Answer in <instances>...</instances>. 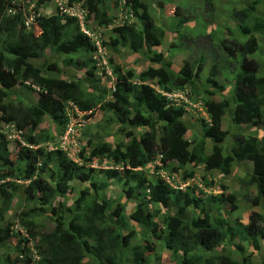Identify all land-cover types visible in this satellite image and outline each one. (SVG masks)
Masks as SVG:
<instances>
[{
    "label": "trees",
    "instance_id": "16d2710c",
    "mask_svg": "<svg viewBox=\"0 0 264 264\" xmlns=\"http://www.w3.org/2000/svg\"><path fill=\"white\" fill-rule=\"evenodd\" d=\"M82 1L69 0V4ZM121 1L141 22L142 28H137L135 23L116 26L114 31L118 37L112 39L114 47L118 50L119 46H125L133 54L143 53L144 61L160 64V67H150L137 74L110 60L115 82L109 92L97 77L96 45L81 31L75 17L57 14L38 18L34 29L28 30L17 17L7 16L10 0H0V108H8V116L2 119L15 122L20 132L27 128L37 130L45 118L64 128L68 117L58 101L72 102L83 112L100 109L108 117V126L116 129L114 138L119 139L116 145L105 140L89 143V154L86 156L82 151L78 161L58 148L50 151L43 147L32 148L49 139L42 134L25 133L27 144L19 145L15 155L8 140H0V179L20 175L22 180L28 181L25 186L15 184L13 188L8 187L11 181L0 184V197L8 207L20 192L23 201L32 205L30 211L20 218L27 237L12 232V225L5 223L8 208L0 210V249L8 252L6 260L9 262L14 249L11 244L17 237L21 244H26L24 249L19 245L22 258L20 253L16 259H11L18 264H152L155 237L173 254H179L181 264H255L252 261L254 251L262 249L264 240L262 213L252 212L247 225L240 219L230 222L221 204L227 202L229 207L240 203L235 196H209L203 190L197 194L198 187L183 189L180 185L173 186L163 176L154 179L138 169L155 165L158 170L171 164L168 168L175 172L187 165H204L206 172L230 175L234 164L250 162L252 167L247 179L239 182L244 180L247 186L256 189L255 192L244 190L241 200L264 208V138L238 130L241 126L264 128V76L259 75L262 62L248 57V54L257 52L259 43L255 37L241 42L234 36L237 31L245 36L260 31L264 37V19L257 14L261 0L241 10H232L240 21L239 29L231 28L228 23H225L224 30L217 29L224 35L223 40L215 44L223 48L226 55L220 61L222 70L234 76L232 94L237 100L233 113H230L229 98L222 101L213 98L216 94L223 95L226 90L217 79L220 74L218 65L212 67L206 85H203L198 80L204 70V58L192 63L186 61L184 67L175 72L170 62L164 59V53L156 49L167 34L164 25L153 16L149 0H84L83 5L96 17L99 25L105 26L112 23L111 12ZM188 1L181 2L180 8H188ZM220 2L198 0L194 4L202 10H209L206 12L211 15L219 10ZM158 13L160 18L164 17L162 11ZM221 15L222 6L215 18ZM178 17L180 25L187 19L182 14ZM203 18L199 15L195 20H189L201 25ZM175 20L176 15L168 17L167 23L173 25ZM47 50L58 57L65 52V66L79 68L85 72V77L59 76L60 66L45 55ZM237 56L240 57L239 63ZM40 60H43L41 65ZM108 67L107 63L106 69ZM19 80L30 82V87H38L40 97L35 105L24 109H15L13 104L5 105L8 91ZM154 86L169 93L174 90L188 92L190 101L201 103V109L205 108L207 113L202 130L204 137L189 138L190 125L184 118L192 104L175 105L174 99ZM188 87L190 91L186 89ZM98 89L103 90L102 95H92ZM201 92L204 93L202 100ZM225 115L229 116L228 129L223 128ZM144 127L148 130L138 133ZM209 144L211 153L207 154ZM95 159L113 163L112 168L101 169L106 181L96 177L92 168H87ZM175 161L179 164L175 165ZM158 173L154 171V174ZM195 176L194 170H183L181 180ZM74 181L88 183L79 191L74 207L64 201L54 205L57 197L64 198L70 193V184ZM110 184H120L127 199L137 201L129 218L143 230L140 241H135L134 231L127 225L129 219L124 204L127 200L124 203L114 201L115 206L109 211L105 192ZM213 203L219 204L216 221ZM151 204L167 210L176 208L177 212H166L160 227L151 214ZM191 209L197 211V216H190ZM38 214L51 216L55 229L40 233V225L35 221ZM124 228L128 234L122 231ZM37 237L39 242L34 250L39 259L35 261L26 252L30 249L31 238ZM249 243L253 245V252L245 250ZM230 244H234L232 252L238 253L236 258L214 253L219 247L227 248ZM155 264L165 263L157 259ZM260 264H264V256Z\"/></svg>",
    "mask_w": 264,
    "mask_h": 264
},
{
    "label": "rangeland",
    "instance_id": "374dc122",
    "mask_svg": "<svg viewBox=\"0 0 264 264\" xmlns=\"http://www.w3.org/2000/svg\"><path fill=\"white\" fill-rule=\"evenodd\" d=\"M178 0H149L148 3H150L153 7L152 14L154 17L158 18L162 25H164V29L166 31V34H169V38L165 39V41L162 43V45L158 48L161 49L165 53V56L167 57V60H170L177 65L181 62V60L185 59L186 61L192 63L196 61V59L199 58H206V65L208 66V69L204 72L202 75V79H207L208 75L212 69V67L216 64L218 65V69L220 71V74L218 75L217 79L222 81L224 76L222 65L220 64V61L226 58V55L224 53V49L220 46H217V39L221 40V37L217 34V31L214 29H211L209 33L202 34L201 30L198 29V32L194 35L188 34L187 32H181L177 31L178 29H181L182 26L179 24V20L173 21V25H169L167 23V18H172V16L176 15L178 12V6H177ZM206 0H203V2ZM241 0H236L235 2H231L232 10L235 9V5L239 4ZM248 4H252V0H246ZM200 8V7H198ZM227 8H230V5L227 6ZM162 11V14H164L163 18H160L158 11ZM205 11V10H204ZM64 15V16H76L77 21L80 24L81 31L89 36L92 41L95 43L99 42L100 46L102 47V51H99L98 46H96L95 55L97 56L96 59V71H97V77L99 80H101L102 87H105L109 92L114 86L115 82V76L113 73V66L110 65V60H113L114 64L122 66L124 70L132 69L137 74L140 71H143L148 68V65L145 64V61L142 57H137L133 52L130 51V48L125 46H119L118 50L114 47L113 38L118 37L117 34L114 31V28L119 25H123L125 23H135L137 28H142L141 22L133 17V13L130 9L125 7L124 1L119 2L118 6L114 8L111 12V16L113 18L112 23L109 25L101 26L98 23V20L95 16L91 15L87 11V7H84L83 2L79 3H73L69 4V0H10V4L8 5L7 9V16L11 17H17V20L24 25L28 30H33L35 27V24L37 23L38 18L43 17H50L53 15ZM81 15L82 18H78V16ZM234 14H231V17H234ZM236 17V16H235ZM20 25H18V28H20ZM38 32V30H37ZM172 40L175 42L173 43ZM114 49L115 51H112ZM45 55L49 57L52 60H55L58 62L60 66V71L58 73L59 76H65L67 74L69 77H79L84 78L85 72L80 70L77 67H66L64 59L66 58V53L63 52L59 57L52 54L50 50H47L45 52ZM31 62H35V60H31ZM43 63V60H40L39 65ZM109 65V67L106 69V65ZM176 70H179L177 66H174ZM226 81V78H225ZM33 87V88H32ZM157 90L162 91V89L159 86H154ZM198 88V87H197ZM189 90V88H188ZM89 91H91L89 89ZM103 90H96L95 92H92V95L98 96L102 95ZM190 91V90H189ZM178 90L172 91L173 97H178ZM204 93L201 92L199 95H201V100L204 99ZM39 89L36 86L30 87V82H25L22 80H19V82L14 85L10 90L8 91V97L5 100V105L7 104H13V107L15 109H24L27 108L29 105H35L39 101ZM214 100H216L215 97H213ZM218 100L219 97H217ZM172 103V101H170ZM174 103V102H173ZM59 107L65 110L68 122L64 128L58 127L50 118H45L40 128L37 130H33L30 128H27L26 131L20 132L17 129V124L15 122H7L2 119V117L8 116V108H0V140L7 139L9 142V146L11 148L12 154L15 155L18 152L19 145H26L27 142L25 140V133H29V135H35L38 136L39 134H42L44 138H49L47 141L43 142L39 146H32V148L37 149L38 147H43L47 151L54 150V149H60L62 150L69 158H72L74 160H79V154H81L82 151L86 154V156L89 154L91 148L89 147V143L97 144L100 143V140H105L106 142L113 143L116 145L119 142V139L114 138V133L116 129L112 128L113 126L109 127L107 124L108 117L105 115V113H102L100 109H97L96 111L92 112H83L77 106L72 102H60L58 101ZM190 106L188 108L186 117L190 114L191 122L194 123L191 124V127L193 130L188 133L190 139H196L200 138V136L197 133H202L203 125L207 122L206 120V111L205 108L203 110H200V108H193L191 110ZM99 108V107H97ZM206 113V114H205ZM228 122V119L227 121ZM31 130V131H30ZM148 130L147 127H144L139 130L138 133H144V131ZM196 132V133H195ZM70 133V134H68ZM194 135V136H193ZM91 141V142H89ZM82 163V162H81ZM174 164H179L178 161L173 162ZM153 165V164H151ZM155 165H153L151 168H141L138 170L146 171L148 175H151L152 178L157 179V176H166L167 180L168 177L170 179V182L173 184V186H179V180L175 178L174 173H177L169 169L168 167L171 166L169 164L168 166H164L163 169L155 170ZM57 166L55 165V168ZM113 163H110L109 160H98L95 159L92 163H88L87 168H92L94 170V175L96 177L103 179V181H106L104 179L103 174L101 173V169H107L112 168ZM154 167V168H153ZM190 169L194 170L196 174L200 177H205L206 169L203 165L201 167H191ZM1 170V167H0ZM162 170V171H161ZM6 171V170H3ZM154 171L158 174H154ZM180 175V173H177ZM182 176V173L181 175ZM212 177H215V173H211ZM150 177V178H151ZM247 179V178H245ZM6 181H11L10 185L8 187H12L15 184H18L20 186H25L28 184V181L22 180L20 175H17L16 178H10V179H0V184H3ZM109 183V182H108ZM246 185L245 181L238 183L237 188L240 187V185ZM206 187H208V183H206ZM71 191L68 193L64 198L59 196L54 200V205H58L60 202L64 201L68 205H70L72 208L74 207V200L79 194V191L83 188L88 186V183H80L77 181H74L70 184ZM247 186V185H246ZM176 189V188H175ZM247 190L251 191L250 188H246ZM252 192V191H251ZM244 193V191H243ZM243 193L241 195V199L243 196ZM143 196V195H142ZM105 198L107 202L110 205L109 211H111L114 208V201H120L122 203L127 200V203L125 204V214L127 216V225L129 226V230L134 231V238L135 241H140L142 236V228L137 225L132 219L129 218V215L133 211L135 205L137 204L136 200L127 199L125 196V193L123 191V188L120 184H110L108 186V189L105 192ZM238 199V198H237ZM239 200V202H242V200ZM244 201V200H243ZM218 203H213L212 208H214V221H216V208L218 207ZM8 208V212L5 214V223H10L12 225V232L18 234L19 236H25L27 237V232L23 229V227L20 224V218L23 214L28 213L30 209L32 208V205H27L20 194V192L17 194V196L14 198V200L10 203L8 207H6V204L3 202L2 198L0 197V210ZM150 208L152 211L151 214L154 216V219L158 221L157 223L162 227V216L166 212L168 213H176V208H171L169 210L164 209L163 207L156 206L154 204L150 205ZM230 208V207H229ZM231 209V208H230ZM192 214L190 215L195 216V210L191 211ZM243 214V212H242ZM226 216L230 222L235 221L236 219H240L242 222L241 216L239 213H234L232 210H227ZM189 217V216H188ZM190 218V217H189ZM35 221L40 225V233L50 232L55 229V222L51 216L48 214H38L35 217ZM245 223V222H244ZM122 231L125 234H128V231L122 229ZM153 240L156 243V249L155 254L151 258L152 264H155L157 262V259H162L165 264H181L179 259V254L175 255L172 251L168 250L164 243L155 237H153ZM39 242V237L36 239L30 240L29 243V250L26 252L27 255L31 256L32 259L37 261L38 255L35 252V246ZM21 243L19 242V239L16 237V241L11 244L14 249L11 251V258L10 261L7 262V256H9L8 252H6L4 249H0V264H18L15 261L11 259H16L18 257V254L21 253L20 257L22 258V252H20L19 245ZM21 249L26 247L25 242H22ZM251 245V244H250ZM227 246V245H226ZM245 246V250H246ZM234 248V244H230L227 248H224L223 246L219 247L214 253L215 254H227L229 256L233 255L235 257L238 256V253L232 252V249ZM262 253L264 254V242L262 244ZM177 256V257H176ZM256 261H259V259L256 257ZM242 260V259H241Z\"/></svg>",
    "mask_w": 264,
    "mask_h": 264
},
{
    "label": "crops",
    "instance_id": "0c3cea01",
    "mask_svg": "<svg viewBox=\"0 0 264 264\" xmlns=\"http://www.w3.org/2000/svg\"><path fill=\"white\" fill-rule=\"evenodd\" d=\"M187 1L188 0H178L177 1V6H178L179 11L176 13V18L178 20H181L178 17L181 14L186 16V18H187L185 21L182 20V25H180L182 27H181V29H178L177 31H180V30H181V32L185 31L188 34L195 36V34L198 32V29L201 30L202 34L209 33V31L211 29H214L217 31V29L220 28V30H224L225 29V23H228L231 26V28H233L235 30L239 29L240 21H239L238 17H235V16L231 17V14H233V13H231V8H232L231 2H235L236 0H221V2L219 3V10H220V7L222 6V15L219 18H215V15L217 14V12L219 10H216L211 15H208V13L206 11H209V10L206 9L204 11L201 8H198V5L194 4V1H198V0H189L188 2H190V4L188 5V8H186V9L180 8L179 4L181 2H187ZM254 1H256V0H254ZM263 2H264V0H261V3H259L257 5V14L264 19ZM249 4L246 0H241L239 4L235 5V9L241 10L245 7H248ZM228 5H230L229 9L227 8ZM199 15H202L204 17L202 20L203 23H201V25L196 24L194 21H192V20H195L196 17ZM189 19H192V20H189ZM253 33H254L253 37L259 38L260 47L256 53L249 55V57L255 58V59L260 60L262 62L261 72L259 73V75L264 76V37H263L261 32H253ZM217 34L221 37V40L217 39V42L220 43L223 40L224 35L222 33H219V32H217ZM168 36H169V34L166 35V39L169 38ZM234 36L237 40L242 41V42H246L247 38H248L247 36L242 35L240 31H237L234 34ZM172 42L175 43L173 40H172ZM156 49L158 51L163 52L162 47H161V49H158V48H156ZM135 56L143 58L144 55L143 54H135ZM164 59L166 61L170 62L171 67L175 72H179V70L184 66V63H185V59L184 60L182 59L181 62L179 63V65H177L176 63H174L170 60H167L165 53H164ZM204 59H205L204 70L202 71L198 82L202 83L203 85H206V79H202V75L208 69V66L206 65L207 64L206 58H204ZM145 64L148 65V67H153V68H159L160 67V64L150 62V61H145ZM174 66H177L179 68V70H176ZM222 76H224L223 80L222 81L218 80V81L220 82V84L224 85L226 90L223 93V95L216 94L213 97H215L217 101H222L223 98H229L231 100L230 113H233L235 108H236V100H237V99L235 100V98L232 94V92H233L232 86H233L234 76H231L229 74L227 75L224 72H223ZM225 78H226V81H225ZM217 97H219L220 100H218ZM190 102H191L193 108H200L201 109V107L197 106L199 102H192V101H190ZM192 107H191V110H193ZM191 117L192 116L189 114L188 117L185 116L184 120L186 119V121L189 123L191 131H192L193 130L192 128H194V126L191 127V124L194 125V123H192L190 121ZM227 119H228V122H226ZM229 126H230L229 116L225 115L223 118V128L228 129ZM232 127H233L232 129L235 130V125H233ZM238 130H241L244 133H247L249 135H254L255 137H257L259 139L264 138V128L241 126V128H239ZM197 134L200 136V138L204 137L203 131H202V133H197ZM209 143H211V142H209ZM206 152H207V154L211 153V144H209V147H208ZM175 165H178V164H175ZM191 167H194V166L187 165L183 168V170H187V169L191 170L190 169ZM196 167H201V165H197ZM251 167H252V164L250 162L236 163V164H234V166L232 168V172L230 175H225L221 172L213 171V172H206L204 175L205 177H200V175L198 176L196 174L195 177H192V178L187 179L185 181H182L181 180L182 176H180L181 173L183 172V170L177 171V173H180V175H178L177 173H174V176H175V178H177L179 180V185H182L183 189L187 186H195V187H198V189L196 188L197 194L201 190H203L209 196H223V195L226 196L228 194H234L235 197L240 200L241 195H242L243 191L246 190L247 186L245 184L244 185L239 184L240 187L237 188V185H238V183H240L239 182L240 180L247 178L248 173L251 170ZM211 173H215V177H212ZM163 177L166 178V176H163ZM168 181H170L169 177H168ZM206 183H208V187H206L207 186ZM184 185H186V186H184ZM223 185H224V187H226V189H224L222 187ZM248 188H250V190L252 192H255V189H256L255 186H248ZM221 207L226 212H227V210H232L236 214L239 213L242 220H244L242 223L245 222L244 224H246V225L249 223V216L251 215V213L253 211H258L264 215V208L262 207V205L256 206V205H252L251 203L240 202V203H237L235 205L229 206L231 208L230 209L229 207H227V202H225V203L223 202L221 204ZM242 212H243V214H242ZM196 213H197V211L195 210V216H197ZM263 242H264V240L262 241V244H263ZM249 244H251V243H249ZM246 250L253 252L254 251L253 245L252 244L248 245L246 247ZM263 256H264V254L262 253V249L260 251H254V254L252 257L253 263L260 264L261 258ZM256 257L259 259V261H256V259H255Z\"/></svg>",
    "mask_w": 264,
    "mask_h": 264
},
{
    "label": "clouds",
    "instance_id": "9594fccd",
    "mask_svg": "<svg viewBox=\"0 0 264 264\" xmlns=\"http://www.w3.org/2000/svg\"><path fill=\"white\" fill-rule=\"evenodd\" d=\"M84 1V0H83ZM82 1V2H83ZM255 1L253 0V2L252 3H254ZM74 3H79V2H74ZM88 11V10H87ZM70 17H75L76 18V16H74V15H71ZM134 17V16H133ZM78 18H82V16L81 15H79L78 16ZM133 23V22H132ZM253 32H260V31H253ZM251 33L250 35H248L247 37V40L249 39V38H251V37H253V34L254 33ZM242 34V33H241ZM243 35V34H242ZM263 35V34H262ZM245 36V35H244ZM256 38V37H255ZM257 39V41H258V43H259V38H256ZM242 42V41H241ZM96 46H98V49H99V51H102V47L100 46V44H99V42H97L96 43ZM259 47H260V44H259ZM259 50V49H258ZM257 50V51H258ZM140 54H143V53H140ZM144 55V54H143ZM249 55H252V54H248V57H249ZM97 58V57H96ZM235 58H237L239 61H238V63L240 62V57L239 56H237V57H235ZM249 58H252V57H249ZM260 61V60H259ZM185 62H186V60H185ZM159 67V66H158ZM184 67V66H183ZM182 67V68H183ZM150 67H148L147 69H149ZM147 69H145V70H147ZM187 89V88H186ZM159 91V90H158ZM160 92H162V93H164L165 95H167V94H169V95H172V92H164L163 90L162 91H160ZM183 91L182 90H178V93L177 94H179V93H182ZM168 96V95H167ZM169 97V96H168ZM170 98V97H169ZM200 110H202V109H200ZM226 175V174H225ZM167 180V179H166ZM168 181V180H167ZM168 182H170V181H168ZM134 185V184H133ZM226 189V188H225ZM229 195V194H228ZM230 195H233V196H235L234 194H230ZM243 203H249V202H245V201H243ZM257 206V205H256ZM254 212V211H253ZM256 212H258V211H256Z\"/></svg>",
    "mask_w": 264,
    "mask_h": 264
},
{
    "label": "built area",
    "instance_id": "2783aa9c",
    "mask_svg": "<svg viewBox=\"0 0 264 264\" xmlns=\"http://www.w3.org/2000/svg\"><path fill=\"white\" fill-rule=\"evenodd\" d=\"M187 93L188 92H182V93H179L178 94V97H173L172 95H169V94H167L170 98H172V99H174V101H175V105H184V106H187L188 104H190L191 105V102L189 101V98H188V96H187ZM194 106V105H193ZM197 106H201V103L199 102L198 103V105ZM68 134H70V133H68ZM181 186V188H182V185H180ZM184 186H186V185H184Z\"/></svg>",
    "mask_w": 264,
    "mask_h": 264
}]
</instances>
